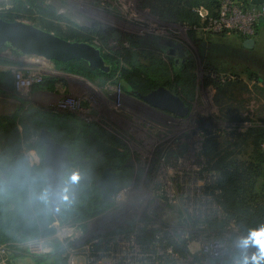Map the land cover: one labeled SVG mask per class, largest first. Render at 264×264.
<instances>
[{
    "label": "rangeland",
    "instance_id": "1",
    "mask_svg": "<svg viewBox=\"0 0 264 264\" xmlns=\"http://www.w3.org/2000/svg\"><path fill=\"white\" fill-rule=\"evenodd\" d=\"M0 20L90 44L109 68L102 74L75 61L40 67L0 48V179L14 155L37 162L39 125L65 146L73 141L71 172L89 161L79 145L88 146L90 138L120 154L99 159L115 175V195L105 201L98 188L88 187L84 214L57 217L46 236L15 230L14 196L1 188L0 236L11 256L34 263L46 257L52 264L50 244L62 246V255L88 244L94 252L114 248L133 264H264V225L244 241L246 217L235 214L225 223L220 203L224 166L226 172L248 170V180L240 176L246 180L242 211L253 217L264 205V163L256 169L257 151L264 156V4L0 0ZM246 40L250 49L243 47ZM160 87L182 101L183 113L139 98ZM8 118L19 131L16 153L4 147ZM38 242L46 253L28 246Z\"/></svg>",
    "mask_w": 264,
    "mask_h": 264
},
{
    "label": "trees",
    "instance_id": "2",
    "mask_svg": "<svg viewBox=\"0 0 264 264\" xmlns=\"http://www.w3.org/2000/svg\"><path fill=\"white\" fill-rule=\"evenodd\" d=\"M80 63L85 67L87 66L83 62ZM87 68L90 69L88 66ZM152 89L153 88L143 90V94H146ZM39 118L42 119V117ZM31 119L34 121L35 116ZM43 119L46 122L48 121L51 123L52 117L44 115ZM14 125V119H5L2 138L4 141L5 149L16 153L15 148L18 143L17 140L19 131L15 129ZM45 127L47 130L48 126H38L39 130ZM260 132L261 135H264V129L260 130ZM71 142L73 141L70 140L69 146L67 145L69 160H72ZM82 142L83 140H81V143ZM79 147L81 158H87L89 159V161L88 163H83L76 166L75 171L72 172L70 171L69 167L68 172L65 176L66 188L64 192V200L57 217H62L64 214H67L70 211H80L79 213L84 214V206H82L83 197L86 196L84 193L86 192L88 187L92 186L93 188H97L96 180L105 169V166L99 159H97L96 157H91L89 154H87L86 151L88 146L86 145V142L80 144ZM35 150L37 162H32V164L26 162L25 158L21 155H14L11 157V160L4 168L5 180L0 179V189L3 188L14 196L13 214L17 218V223L14 226L15 230H20L24 235H30L34 238H37L40 236H46L48 235V233H50L51 224L56 218L50 214V209L48 206L46 179L42 164L43 149L39 145H36ZM257 153V161H259L260 166L258 165V168L256 169L260 170L261 165L264 163V156L258 151ZM223 168L224 166L221 167L220 171L224 175V179L223 181L222 179H220V182L222 181V185H224L225 187L222 186L220 190V192L222 193L220 203L227 215L225 223L231 220L235 214L245 216L246 221L245 223H241V225L243 226V233L245 236L244 241H247L249 236H253L254 234H256L264 225V205L261 207L260 211L257 212L253 217L249 216L248 211H242L239 202L242 203L243 196L246 192V183H244V181L249 179L248 170L245 168V172L242 169L238 170V172H226L228 169L223 170ZM244 175L248 177L246 180L240 177H244ZM43 195H46V199L41 198ZM16 196L20 197V202L16 200ZM216 226L218 228L224 227L222 223ZM2 227H4V225L2 223V217L0 215V229ZM3 244L4 241H2L1 237L0 245ZM50 247L52 257L51 260H53L52 264H63V260L61 259V246L59 244H50ZM47 262H49L48 258L46 259V257L39 256L36 257L34 264H46Z\"/></svg>",
    "mask_w": 264,
    "mask_h": 264
},
{
    "label": "water",
    "instance_id": "3",
    "mask_svg": "<svg viewBox=\"0 0 264 264\" xmlns=\"http://www.w3.org/2000/svg\"><path fill=\"white\" fill-rule=\"evenodd\" d=\"M253 5L264 4V0H252ZM0 45L14 49L26 58H39L45 62L68 63L80 61L90 69L107 73L109 68L105 65L100 51L87 43L70 42L53 34L42 31L31 25L21 22H6L0 20ZM166 46L170 44L164 43ZM243 47L250 49L252 41L246 40ZM140 99L160 111L167 113H183L185 111L182 101L164 88H156ZM37 144L43 149V169L46 179V193L50 214L57 218L64 200L66 188L65 176L71 162L68 157L67 146L57 142L48 130H40ZM88 153L93 155L117 156L119 152L96 139H89ZM84 160L83 162H87ZM79 163V162H78ZM103 200L108 201L119 190L114 174L105 169L96 181Z\"/></svg>",
    "mask_w": 264,
    "mask_h": 264
},
{
    "label": "built area",
    "instance_id": "4",
    "mask_svg": "<svg viewBox=\"0 0 264 264\" xmlns=\"http://www.w3.org/2000/svg\"><path fill=\"white\" fill-rule=\"evenodd\" d=\"M34 244L37 246L39 251L46 253L45 248H41L40 242L32 244L29 243L28 246L31 247ZM49 249V252H51L50 247ZM96 250L101 251H92L91 246L88 244L79 247H73L64 255L61 253V259L63 260V264H82L79 258L81 257L80 255H82L84 256V264H133L128 258L122 259V257L118 254H114V248L106 250V246H102V248L96 247ZM61 251H64L62 246ZM0 264H34V261L31 259V257L11 256L9 245L3 244L0 245ZM138 264L143 263L140 262Z\"/></svg>",
    "mask_w": 264,
    "mask_h": 264
},
{
    "label": "flooded vegetation",
    "instance_id": "5",
    "mask_svg": "<svg viewBox=\"0 0 264 264\" xmlns=\"http://www.w3.org/2000/svg\"><path fill=\"white\" fill-rule=\"evenodd\" d=\"M162 46H163V45H162ZM0 48H1V49H6V50H8V51H13V52L18 53V54L20 55V53H19L18 51L14 50V49H10V50H9V49L6 47V45H2V46L0 45ZM21 56H22V55H21ZM23 57H24V56H23ZM100 73H102V72H100ZM103 74H106V73H103ZM155 89H156V88H155ZM155 89H152V90H150L149 92H151V91H153V90H155ZM149 92H147L146 94H143L142 96L147 95ZM171 94H172V93H171ZM173 95H174V94H173ZM175 96H176V95H175ZM139 98H140V96H139ZM171 114H173V113H171ZM174 114H175V115H179L180 113H174ZM41 130H42V129H41ZM39 131H40V130H39ZM96 140H98V139H96ZM98 141H100V140H98ZM100 142H102V141H100ZM103 143H104V142H103ZM88 144H89V141H88ZM88 146H89V145H88ZM87 151H88V148H87ZM87 151H86V152H87ZM87 154H89L91 157H95V156H96L97 159H100L101 157H105V156H106V157H109V158H113V157H117V156H119V155H117V156H116V155H115V156H109V155H107V154H106V155H101V154H99V152H95L93 155H91V154L88 153V152H87ZM84 163H88V161H87V162H84ZM105 169H107V168H105ZM105 169H104V170H105ZM108 169H109V168H108ZM104 170H103V171H104ZM103 171H102V172H103ZM101 174H102V173H101ZM101 174H100V175H101ZM114 176H115V175H114ZM98 178H99V177H98ZM98 178H97V179H98ZM96 181H97V180H96ZM96 187H97V185H96ZM97 188H98V187H97Z\"/></svg>",
    "mask_w": 264,
    "mask_h": 264
},
{
    "label": "bare ground",
    "instance_id": "6",
    "mask_svg": "<svg viewBox=\"0 0 264 264\" xmlns=\"http://www.w3.org/2000/svg\"><path fill=\"white\" fill-rule=\"evenodd\" d=\"M29 61L32 62V64L40 65V67L42 66V63H44V64L47 63L44 60L39 59V58H31V59H29Z\"/></svg>",
    "mask_w": 264,
    "mask_h": 264
},
{
    "label": "clouds",
    "instance_id": "7",
    "mask_svg": "<svg viewBox=\"0 0 264 264\" xmlns=\"http://www.w3.org/2000/svg\"><path fill=\"white\" fill-rule=\"evenodd\" d=\"M41 198H42V199H46V195H43Z\"/></svg>",
    "mask_w": 264,
    "mask_h": 264
}]
</instances>
